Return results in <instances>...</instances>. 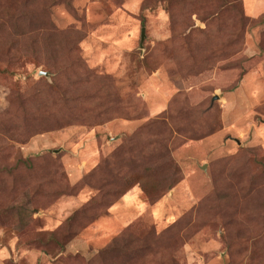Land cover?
Instances as JSON below:
<instances>
[{
  "label": "rangeland",
  "instance_id": "rangeland-1",
  "mask_svg": "<svg viewBox=\"0 0 264 264\" xmlns=\"http://www.w3.org/2000/svg\"><path fill=\"white\" fill-rule=\"evenodd\" d=\"M42 1L0 0L44 23L0 27V264H264V0Z\"/></svg>",
  "mask_w": 264,
  "mask_h": 264
},
{
  "label": "trees",
  "instance_id": "trees-1",
  "mask_svg": "<svg viewBox=\"0 0 264 264\" xmlns=\"http://www.w3.org/2000/svg\"><path fill=\"white\" fill-rule=\"evenodd\" d=\"M53 5L59 4L61 0H51ZM35 2V1H33ZM43 6L41 10H47L51 6L48 5L47 0H43L40 2ZM39 4V3H38ZM34 3L32 5H38ZM29 4H25L19 9L16 13L14 10L7 7H2L0 5V10L5 14L6 20L0 22V27H5L6 24H9L11 30L13 32L14 38L10 41L9 48H13L16 46L19 40H22L26 37L23 33L25 32L24 26H32L35 22H39L41 25H44L41 20L38 18V11L40 12V8L38 7V11H36L34 6H27ZM26 6V7H25ZM25 7V9H24ZM41 13V12H40ZM40 15V14H39ZM30 42V41H29ZM27 43V46H32L31 43ZM34 47V46H33ZM35 48V47H34ZM43 78V77H42ZM41 78V79H42ZM83 96V95H81ZM261 162L264 164V158L261 159ZM176 185V182L170 186L168 190H171ZM148 186L151 184H143V191L145 195L149 196L150 192L148 190ZM158 192L161 188L155 185V188ZM264 208V202L262 203ZM149 248L148 243L145 241H137L130 235L122 234L117 238L113 239L107 246H105L100 253L98 254V259L100 260V264H113V259L115 257H125L129 259H133L138 256V254Z\"/></svg>",
  "mask_w": 264,
  "mask_h": 264
},
{
  "label": "water",
  "instance_id": "water-1",
  "mask_svg": "<svg viewBox=\"0 0 264 264\" xmlns=\"http://www.w3.org/2000/svg\"><path fill=\"white\" fill-rule=\"evenodd\" d=\"M143 38H144V33H143V35H142V41H143ZM39 76H45V77H48V74L45 73V72H40V73H39Z\"/></svg>",
  "mask_w": 264,
  "mask_h": 264
}]
</instances>
